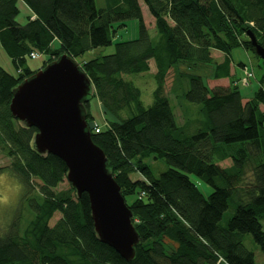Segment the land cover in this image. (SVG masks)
<instances>
[{
  "label": "trees",
  "instance_id": "16d2710c",
  "mask_svg": "<svg viewBox=\"0 0 264 264\" xmlns=\"http://www.w3.org/2000/svg\"><path fill=\"white\" fill-rule=\"evenodd\" d=\"M22 1L32 13L25 25L17 22L19 0H0V44L16 70L11 74L0 65V150L11 161L0 175L19 181L22 207L32 218L22 228L18 215L0 234V264H256L245 239L250 236L264 253V74L244 103L243 77L234 80L231 65L235 49L257 56L249 32L264 48V0H141L154 18V37L140 0H105L102 9L96 0ZM131 21L136 36L116 40ZM112 46L113 54L83 59ZM215 51L224 54L222 62L215 61ZM32 53L45 56L41 69L68 55L92 83L87 123L140 237L131 261L98 238L86 193L57 190L67 165L39 154L38 130L22 126L10 111L13 90L41 70L29 67ZM151 69L156 89L145 107L141 90L127 77ZM171 71L170 92L182 123L166 88ZM208 73L229 79L230 86L209 88ZM94 97L102 126L90 111ZM151 157L168 170L155 176ZM227 160L231 165L222 166ZM190 175L213 192L205 197ZM56 213L61 218L51 226Z\"/></svg>",
  "mask_w": 264,
  "mask_h": 264
},
{
  "label": "water",
  "instance_id": "95a60500",
  "mask_svg": "<svg viewBox=\"0 0 264 264\" xmlns=\"http://www.w3.org/2000/svg\"><path fill=\"white\" fill-rule=\"evenodd\" d=\"M248 38L264 61V48L252 32ZM92 91L79 64L63 55L13 90L10 111L24 126L38 130L34 139L37 152L63 160L67 180L77 195L89 196L100 241L131 261L140 237L133 225V212L108 169V159L92 139L85 109Z\"/></svg>",
  "mask_w": 264,
  "mask_h": 264
},
{
  "label": "rangeland",
  "instance_id": "374dc122",
  "mask_svg": "<svg viewBox=\"0 0 264 264\" xmlns=\"http://www.w3.org/2000/svg\"><path fill=\"white\" fill-rule=\"evenodd\" d=\"M140 4L142 7L144 19L146 22V25L150 31V34L154 37L156 36L155 31V21L154 18L149 14L147 8L145 5H143V2L140 0ZM97 8L102 9L105 8V0H96ZM18 7L20 10V14L17 18V22L21 25H25L28 17L31 16V11L28 8V6L22 1L19 0ZM137 34L136 32V22L131 21L128 22V27L125 29H122L117 34L116 40H126L131 39L135 37ZM94 54L89 53L86 55L83 59L89 60L93 58L95 55H110L115 52L114 46L108 47V48H100L95 51H93ZM220 54L215 53L214 59L215 61H218L220 59ZM232 58L236 65H239V63L245 64L246 68L252 71L255 75L254 79L250 82L248 87H245L242 85H239L240 92L245 99H250L253 97L254 93L258 91L260 85L259 82L262 78V75L264 74V65L263 62L255 56L253 53H249L245 51L242 48L235 49L232 52ZM46 60L45 56L40 55L37 59H29V67L32 70H38L41 69L44 65V61ZM80 59L79 61H81ZM0 65L7 70L11 74H16V70L10 60V58L5 53L4 49L2 48L0 44ZM154 68V66H152ZM237 77H240L239 67L237 66ZM213 68H209V72H211ZM154 70L152 69L149 73H145L143 75H132L128 76L127 79L132 81L135 86H137L141 92H142V102L145 107H149L153 103V92L156 89V82L154 78ZM209 74V73H208ZM244 75V71H243ZM207 79V85L209 84V81L214 80L211 77V74L208 75ZM234 77V76H233ZM213 83V82H212ZM175 85V73L173 71L170 72L169 77L167 79V92L171 95L172 88ZM210 88V86H209ZM179 90L176 88V93L179 94ZM93 93V91H92ZM171 103L172 106L175 108V113L177 116V122L182 123L183 122V114L182 109L180 106H178V103L174 99V96L171 95ZM90 111L91 114L94 117L95 123L99 124L100 126L104 125L103 115L101 112L100 103L97 98H92L90 101ZM23 126V123H20ZM10 159L0 150V167H7L10 165ZM147 163L151 166L152 172L155 176H159L161 173L168 170V166L164 161L161 160H154V158L147 159ZM231 165V161L227 160L222 163V166L229 167ZM139 175L133 176V179L139 178ZM191 180L197 185L199 190L204 194L205 197H208L212 192L213 188L198 179L195 175H190ZM251 180V177L248 176L247 181ZM72 186L68 182L67 178L64 180L62 184L58 187V191H64L70 189ZM21 197H22V188L19 183V181L9 176L8 174H2L0 175V234L4 233L7 229V227L11 224V222L18 216H23V222H22V228H24L28 221L32 218V214L29 212V210H26V207H22L21 204ZM134 197H129L128 202L131 203ZM22 208V209H21ZM234 209L231 207L226 217H229L233 213ZM61 218L60 213H56L53 219L50 222L51 226H54L56 222ZM245 245L248 249L254 252L255 255V262L256 264H264V253L260 250V248L253 242L252 238L250 236H247L245 239Z\"/></svg>",
  "mask_w": 264,
  "mask_h": 264
},
{
  "label": "crops",
  "instance_id": "0c3cea01",
  "mask_svg": "<svg viewBox=\"0 0 264 264\" xmlns=\"http://www.w3.org/2000/svg\"><path fill=\"white\" fill-rule=\"evenodd\" d=\"M215 53L220 54V56H219L220 59L218 60V62H222L225 59L224 54L220 53L218 51L213 52V57H214ZM237 66L239 67L238 70L240 72V77H237V68H236ZM243 66H245V64L240 62L239 65H236V63L233 60V64L231 65V74H232V76H234V80L238 81L239 79H241L243 77ZM155 71L156 70H154L153 73H155ZM209 84H212V86L209 85L211 89L216 88V87H229L230 86V81H229V79H220V80H212V81L210 80ZM248 100L249 99H244L243 101H244V103H246V102H248ZM101 112H102V110H101Z\"/></svg>",
  "mask_w": 264,
  "mask_h": 264
},
{
  "label": "built area",
  "instance_id": "2783aa9c",
  "mask_svg": "<svg viewBox=\"0 0 264 264\" xmlns=\"http://www.w3.org/2000/svg\"><path fill=\"white\" fill-rule=\"evenodd\" d=\"M40 55L37 54V53H32L31 54V59H37ZM254 77V74L253 72L249 71L247 68L244 69V75H243V78L241 80V83L243 84V86H248L249 83H250V80ZM263 90H264V86H263ZM95 132L96 133H99L100 132V128L96 127L95 129Z\"/></svg>",
  "mask_w": 264,
  "mask_h": 264
}]
</instances>
